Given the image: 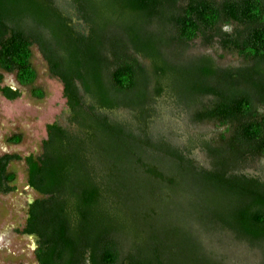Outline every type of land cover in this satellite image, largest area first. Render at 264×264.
<instances>
[{
    "label": "trees",
    "instance_id": "trees-1",
    "mask_svg": "<svg viewBox=\"0 0 264 264\" xmlns=\"http://www.w3.org/2000/svg\"><path fill=\"white\" fill-rule=\"evenodd\" d=\"M197 40L214 53L190 54ZM34 45L67 125L47 123L38 154L0 155V193L23 160L39 264H227V242L264 264V178L246 170L264 160V0H0V82L12 73L42 98ZM164 96L209 135L155 133Z\"/></svg>",
    "mask_w": 264,
    "mask_h": 264
},
{
    "label": "rangeland",
    "instance_id": "rangeland-1",
    "mask_svg": "<svg viewBox=\"0 0 264 264\" xmlns=\"http://www.w3.org/2000/svg\"><path fill=\"white\" fill-rule=\"evenodd\" d=\"M213 52L198 40L190 49V54ZM214 53V52H213ZM32 63L37 71L34 86L44 91L42 98L30 94L29 86H20L12 73H3L0 85L7 84L18 87L21 95L15 99H7L0 93V155L4 153H18L21 156L41 151L42 139L46 137V124L58 121L67 125L68 108L62 95V83L49 73L47 63L36 45L32 47ZM220 63L239 64V60L232 54H225ZM119 116L125 111H116ZM154 132L169 135L174 144H182L189 136L205 133L209 135L211 125H191L189 119L168 96L157 102V117L154 121ZM20 133L22 138L18 143L6 140L9 135ZM193 157L200 163L207 162L205 153L195 148ZM14 171L16 179L15 189L8 193H0V264H39L35 257L37 237L22 231L27 209L40 194L27 184V170L23 160H13L8 165ZM248 172L260 173L264 178V160H257L246 167ZM177 199H174L175 202ZM177 213V214H176ZM175 212L173 215H178ZM227 257V264H257L254 253L246 247L227 242L223 247L216 246Z\"/></svg>",
    "mask_w": 264,
    "mask_h": 264
}]
</instances>
